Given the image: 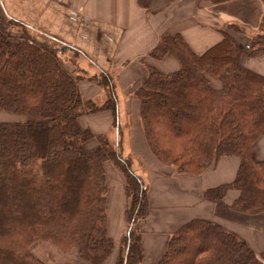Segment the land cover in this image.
Listing matches in <instances>:
<instances>
[{
	"label": "trees",
	"instance_id": "1",
	"mask_svg": "<svg viewBox=\"0 0 264 264\" xmlns=\"http://www.w3.org/2000/svg\"><path fill=\"white\" fill-rule=\"evenodd\" d=\"M136 1L148 9L149 0ZM15 25L0 16V110L25 117L0 122V264H47L31 252L37 240L102 264L114 247L107 232L108 165L122 175L128 198L115 264H139L135 224L148 209L147 186L119 144L77 121L101 108L115 114L113 94L101 105L83 100L79 75L63 63L60 48L25 29L16 35ZM258 29L251 56L264 53V12ZM230 31L202 53L179 34L160 37L150 55L170 54L180 68L162 73L147 65L133 95L149 148L176 172L198 174L221 156H238L233 181L205 189L203 197L219 203L235 189L231 207L254 214L264 212V160L251 155L264 135V76L242 64L244 49ZM157 264H264V252L216 222L194 219L169 237Z\"/></svg>",
	"mask_w": 264,
	"mask_h": 264
},
{
	"label": "crops",
	"instance_id": "2",
	"mask_svg": "<svg viewBox=\"0 0 264 264\" xmlns=\"http://www.w3.org/2000/svg\"><path fill=\"white\" fill-rule=\"evenodd\" d=\"M264 12L262 0H149L148 9L136 0H0V16L14 19L33 39L60 48L66 67L79 75L78 91L83 100L97 105L109 93L115 98V114L101 108L78 116V124L94 134H104L119 144L123 156L147 186L148 209L136 221V239L142 249L139 264H157L169 237L194 219L211 220L236 233L256 252H264V212L246 213L231 207L238 191L229 189L222 202L203 197L207 188L230 183L239 157L221 156L198 174L180 173L165 166L148 146L139 117L134 88L146 75L147 65L162 73L180 68L174 56L161 58L150 50L162 36L181 35L195 52L202 53L222 37L228 24L244 49L241 62L264 76V53L249 55L251 37L258 32ZM14 30V29H13ZM102 77L107 81L102 82ZM218 86L217 81H212ZM0 110V119L23 122ZM17 120V121H16ZM254 160H264V135L251 146ZM107 232L114 247L102 264H115L118 245L126 233L128 198L124 180L112 165L107 167ZM74 264H82L68 255Z\"/></svg>",
	"mask_w": 264,
	"mask_h": 264
},
{
	"label": "rangeland",
	"instance_id": "3",
	"mask_svg": "<svg viewBox=\"0 0 264 264\" xmlns=\"http://www.w3.org/2000/svg\"><path fill=\"white\" fill-rule=\"evenodd\" d=\"M14 29V30H13ZM229 29V30H228ZM24 30L23 28H12V32H15V34L19 35L20 31ZM224 31H230V28H226V30ZM32 37V36H31ZM33 39V37H32ZM102 82H106L107 80L102 77ZM3 111V110H1ZM15 116H22V115H15ZM17 121V120H16ZM0 122H10L8 120H4V119H0ZM19 122V121H17ZM104 135V134H101ZM105 136V135H104ZM106 137V136H105ZM107 138V137H106ZM108 139V138H107ZM109 141V140H108ZM110 142V141H109ZM111 143V142H110ZM112 144V143H111ZM90 146V145H89ZM120 146V145H119ZM120 149V147H119ZM109 166V165H108ZM166 166V165H165ZM168 166V165H167ZM170 168H172L173 170H175L173 167L168 166ZM126 234V233H125ZM124 234V235H125ZM123 235V236H124ZM121 242L118 245V252L119 249L121 247ZM31 252L41 261L47 263V264H74L75 262L73 261V259L68 258V255H72L74 254L75 257H77L79 259V257L76 254V249H72L68 252H63L61 251L56 245H54L51 241L49 240H37L35 241L32 246H31ZM80 261H82V264H88L86 262H84L83 260L80 259ZM116 262V261H115Z\"/></svg>",
	"mask_w": 264,
	"mask_h": 264
}]
</instances>
